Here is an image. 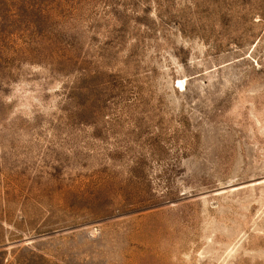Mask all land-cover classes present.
Returning a JSON list of instances; mask_svg holds the SVG:
<instances>
[{
  "label": "rangeland",
  "instance_id": "1",
  "mask_svg": "<svg viewBox=\"0 0 264 264\" xmlns=\"http://www.w3.org/2000/svg\"><path fill=\"white\" fill-rule=\"evenodd\" d=\"M0 264H264V0H0Z\"/></svg>",
  "mask_w": 264,
  "mask_h": 264
}]
</instances>
